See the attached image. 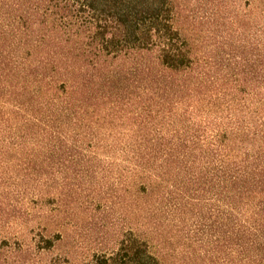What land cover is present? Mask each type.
Instances as JSON below:
<instances>
[{
	"label": "trees",
	"instance_id": "trees-1",
	"mask_svg": "<svg viewBox=\"0 0 264 264\" xmlns=\"http://www.w3.org/2000/svg\"><path fill=\"white\" fill-rule=\"evenodd\" d=\"M179 7L0 0V186L16 178L4 175L10 164L60 187L119 167L130 206L139 203L142 235L130 228L117 249L80 264H162L146 230L160 215L197 212L212 262L264 264V56L251 86H208Z\"/></svg>",
	"mask_w": 264,
	"mask_h": 264
},
{
	"label": "rangeland",
	"instance_id": "rangeland-1",
	"mask_svg": "<svg viewBox=\"0 0 264 264\" xmlns=\"http://www.w3.org/2000/svg\"><path fill=\"white\" fill-rule=\"evenodd\" d=\"M179 3L176 25L200 57L207 85L214 87L217 80L221 88L235 91L251 86L255 60L264 56V0ZM118 168L100 166L60 187L23 179L24 170L7 166L4 175L16 178L0 186V264H38L40 259V264H58L64 256L80 264L95 253L117 249L130 228L142 235L139 203L130 206ZM200 204L205 211L208 202ZM182 218L163 214L157 229L146 230L161 263L219 264L212 262L200 213ZM42 236L61 239L53 250L39 254L35 246Z\"/></svg>",
	"mask_w": 264,
	"mask_h": 264
}]
</instances>
